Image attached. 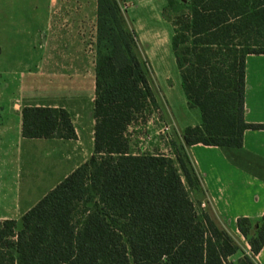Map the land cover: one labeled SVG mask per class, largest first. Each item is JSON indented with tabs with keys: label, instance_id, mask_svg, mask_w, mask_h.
<instances>
[{
	"label": "trees",
	"instance_id": "16d2710c",
	"mask_svg": "<svg viewBox=\"0 0 264 264\" xmlns=\"http://www.w3.org/2000/svg\"><path fill=\"white\" fill-rule=\"evenodd\" d=\"M94 151L16 219H0V264H257L264 215L237 220L250 253L195 207L202 179L189 147H242L246 57L264 54V0H190L171 47L189 107L201 123L172 142L175 158L136 153L129 128L159 109L150 64L119 0H99ZM1 52V47H0ZM26 138H76L63 107L25 106ZM80 213V214H79Z\"/></svg>",
	"mask_w": 264,
	"mask_h": 264
},
{
	"label": "crops",
	"instance_id": "0c3cea01",
	"mask_svg": "<svg viewBox=\"0 0 264 264\" xmlns=\"http://www.w3.org/2000/svg\"><path fill=\"white\" fill-rule=\"evenodd\" d=\"M98 4L99 0H0V47L9 38L13 44L10 59L1 47L0 71L11 73L15 86L11 102L0 91V219L20 223L26 211L93 154L96 61L84 52L82 26L89 19L97 26ZM89 77L90 93L85 87ZM6 103L10 107L5 111ZM25 106L67 109L76 138L24 137ZM245 120L264 124V54L246 57ZM39 146L53 149L55 159L42 160L38 174H24V157ZM189 153L202 179L201 193L195 194L200 207L219 227L242 236L238 218L256 221L264 215V129H247L242 147L198 143ZM55 167L59 173L48 181L50 173L42 171ZM14 168L15 179L10 175ZM245 252L250 253L249 246ZM255 260L264 264V246Z\"/></svg>",
	"mask_w": 264,
	"mask_h": 264
},
{
	"label": "rangeland",
	"instance_id": "374dc122",
	"mask_svg": "<svg viewBox=\"0 0 264 264\" xmlns=\"http://www.w3.org/2000/svg\"><path fill=\"white\" fill-rule=\"evenodd\" d=\"M119 1L127 24L136 31L139 39V52L148 59L150 64L153 88L160 104L159 109L146 113L139 122L129 128L130 147L136 153H160L175 158L172 142H180L184 129L202 120L201 109L189 107L187 103L176 56L171 47V37L175 30L174 20L181 14H188L190 0ZM95 23V20L92 22L89 19V22H85L82 26L84 52L93 62L97 58V26ZM12 45L10 38L3 41L1 47L6 58H9L7 56L13 49ZM91 73L90 76H92ZM89 78L85 83L88 93L91 91V77ZM11 81V73L0 71V91L4 100H10V102L15 97V86ZM9 107L10 104L6 103L5 111ZM53 151V149L42 146L34 148L29 158L24 157L23 159L24 174L26 172L34 174L37 172L38 174L42 160L50 163L55 159ZM54 169L56 170L42 171V173H50L51 177L48 181L59 173L58 168ZM10 175L15 179V168L12 169ZM190 194L195 207L200 212L203 208L199 205L196 193L191 192ZM233 236L237 239L242 251L234 255L231 260L239 262L243 259V252L249 245L243 236Z\"/></svg>",
	"mask_w": 264,
	"mask_h": 264
}]
</instances>
